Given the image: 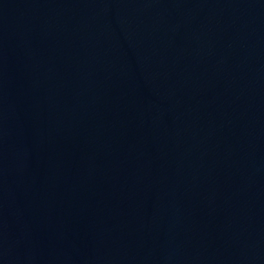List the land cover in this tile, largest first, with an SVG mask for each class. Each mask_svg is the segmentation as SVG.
I'll return each mask as SVG.
<instances>
[{
    "label": "water",
    "instance_id": "1",
    "mask_svg": "<svg viewBox=\"0 0 264 264\" xmlns=\"http://www.w3.org/2000/svg\"><path fill=\"white\" fill-rule=\"evenodd\" d=\"M0 264H264V0H0Z\"/></svg>",
    "mask_w": 264,
    "mask_h": 264
}]
</instances>
